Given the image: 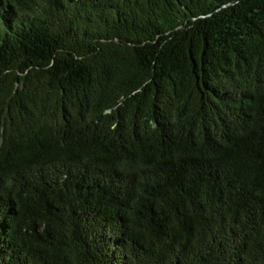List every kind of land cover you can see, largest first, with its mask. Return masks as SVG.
<instances>
[{
  "label": "trees",
  "instance_id": "16d2710c",
  "mask_svg": "<svg viewBox=\"0 0 264 264\" xmlns=\"http://www.w3.org/2000/svg\"><path fill=\"white\" fill-rule=\"evenodd\" d=\"M0 264H264V0H0Z\"/></svg>",
  "mask_w": 264,
  "mask_h": 264
}]
</instances>
